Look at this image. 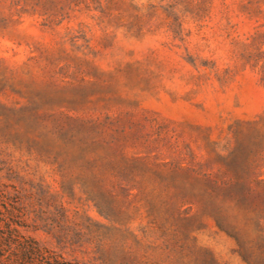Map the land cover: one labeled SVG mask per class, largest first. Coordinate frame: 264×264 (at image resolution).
Listing matches in <instances>:
<instances>
[{"label":"rangeland","instance_id":"1","mask_svg":"<svg viewBox=\"0 0 264 264\" xmlns=\"http://www.w3.org/2000/svg\"><path fill=\"white\" fill-rule=\"evenodd\" d=\"M30 240L264 264V0H0V259Z\"/></svg>","mask_w":264,"mask_h":264},{"label":"trees","instance_id":"2","mask_svg":"<svg viewBox=\"0 0 264 264\" xmlns=\"http://www.w3.org/2000/svg\"><path fill=\"white\" fill-rule=\"evenodd\" d=\"M17 245L18 249L12 256L0 259V264H70L51 256L35 241L19 242Z\"/></svg>","mask_w":264,"mask_h":264}]
</instances>
